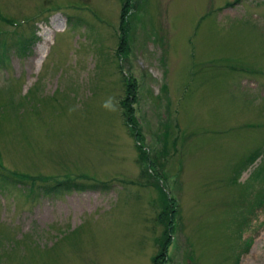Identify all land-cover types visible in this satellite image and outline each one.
<instances>
[{
	"label": "rangeland",
	"instance_id": "1",
	"mask_svg": "<svg viewBox=\"0 0 264 264\" xmlns=\"http://www.w3.org/2000/svg\"><path fill=\"white\" fill-rule=\"evenodd\" d=\"M121 4L0 0V264H264V0Z\"/></svg>",
	"mask_w": 264,
	"mask_h": 264
},
{
	"label": "trees",
	"instance_id": "2",
	"mask_svg": "<svg viewBox=\"0 0 264 264\" xmlns=\"http://www.w3.org/2000/svg\"><path fill=\"white\" fill-rule=\"evenodd\" d=\"M130 2L131 0H122V4L120 7L119 11V24H118V52L120 51H125L127 50V44L126 42L127 37H125L126 34V18L128 16L129 12V7H130ZM24 42V44H23ZM15 43L22 44L21 47H19V50L22 48V51L26 49L28 45H31L30 38H24V37H19L15 40ZM4 44L0 43V50H3L4 52ZM6 58L5 55L0 53V58L2 59ZM129 79V78H128ZM128 79L125 82L124 85V96L122 99L119 100V103L122 108H124L126 111L129 113L125 116V119L127 121V125H129L130 129L133 130L135 133L137 132L136 130V122H135V116L132 111V103L135 101V92H134V86L130 82H128ZM134 133V134H135ZM137 138V137H136ZM160 176V175H159ZM161 178V176H160ZM73 180L67 179V180H59L57 179L54 183L51 184L52 187H58L62 185H74V186H80L78 183H73ZM44 186V185H43ZM84 186V185H83ZM50 188V187H48ZM170 204H171V212L170 213H163V221L164 225H166V238L165 241L162 243L161 247V258L164 256V252L166 247L169 245L170 242V235H169V230L172 229V215H173V205H175V200L170 198ZM263 205V204H260ZM246 248V247H245Z\"/></svg>",
	"mask_w": 264,
	"mask_h": 264
}]
</instances>
